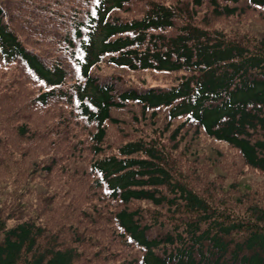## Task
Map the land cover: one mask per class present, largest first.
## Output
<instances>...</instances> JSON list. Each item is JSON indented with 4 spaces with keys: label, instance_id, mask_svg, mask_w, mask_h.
Masks as SVG:
<instances>
[{
    "label": "trees",
    "instance_id": "trees-1",
    "mask_svg": "<svg viewBox=\"0 0 264 264\" xmlns=\"http://www.w3.org/2000/svg\"><path fill=\"white\" fill-rule=\"evenodd\" d=\"M263 25L264 0H0V264H264Z\"/></svg>",
    "mask_w": 264,
    "mask_h": 264
},
{
    "label": "rangeland",
    "instance_id": "rangeland-1",
    "mask_svg": "<svg viewBox=\"0 0 264 264\" xmlns=\"http://www.w3.org/2000/svg\"><path fill=\"white\" fill-rule=\"evenodd\" d=\"M261 28L264 31V25L261 26ZM147 75L149 77H151L149 73ZM151 78L155 79L154 77H151ZM150 82H153V81L150 80ZM120 127H122V129H124L123 125H120ZM124 132H126V131L124 130ZM117 136H119V133L117 134ZM204 140L207 141L209 139L207 137H204ZM85 158H87V156H85ZM230 170H232V171L237 170L236 161H233L230 164ZM78 173H80V170L77 172H74V173H69L66 171L59 172V171H53L52 170L51 172L48 173L47 178L54 179L52 188H53V190H55V192L57 194H69L70 192L76 193L75 189L77 191H79V192L81 191L83 193V191H84L83 187L87 188L88 184H87V181H85L83 178H81V176H79ZM59 178H61L64 181L65 185L62 183V181ZM60 190H63V191L59 192ZM79 196L82 199V196L81 195H79ZM65 223H66L65 221H62V223L60 225L65 224Z\"/></svg>",
    "mask_w": 264,
    "mask_h": 264
}]
</instances>
